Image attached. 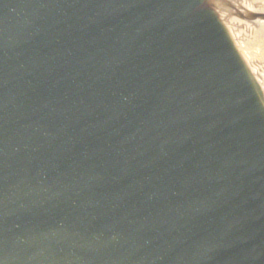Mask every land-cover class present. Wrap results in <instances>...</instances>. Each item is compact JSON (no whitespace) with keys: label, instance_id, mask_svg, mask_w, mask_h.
<instances>
[{"label":"water","instance_id":"obj_1","mask_svg":"<svg viewBox=\"0 0 264 264\" xmlns=\"http://www.w3.org/2000/svg\"><path fill=\"white\" fill-rule=\"evenodd\" d=\"M0 264H264V0H0Z\"/></svg>","mask_w":264,"mask_h":264}]
</instances>
